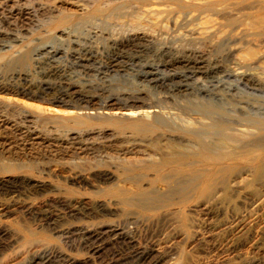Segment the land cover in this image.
<instances>
[{
    "label": "rangeland",
    "instance_id": "obj_1",
    "mask_svg": "<svg viewBox=\"0 0 264 264\" xmlns=\"http://www.w3.org/2000/svg\"><path fill=\"white\" fill-rule=\"evenodd\" d=\"M104 1L0 0V84L10 88L9 92L0 90V98L12 100L14 107L7 115L14 114V121L23 122L32 132L0 128L4 162L0 165V264H40L42 253H49V261L53 258L47 264H264V166H256L257 160L254 167L212 173L208 183L174 191L158 179L159 174L135 166L126 172L120 168L118 124L74 125L63 119V112L70 108L88 112L116 99L115 104L123 109L131 101L129 95L134 101L156 94L158 89L152 91L142 80V65L162 59L158 52L164 47L180 58L191 55L179 35L187 30L185 26L163 31L160 26L136 21L116 2L119 0H106L115 14H95ZM226 3L227 10L233 11L222 15V22L229 28L237 25H231L234 22L248 24L252 42L247 45L264 56V0ZM211 42V46L203 42L192 45L204 59L222 61L221 55L214 54L215 48L221 47L222 52L229 43ZM139 45L150 54L137 58L133 48ZM42 49L61 52L45 57ZM17 51L28 54L27 59L3 62L6 55ZM232 62L236 63L234 58ZM173 63L179 69L180 64ZM53 65L62 70V76H48ZM247 73L253 82L264 80L257 69ZM17 74L27 75V81ZM197 77L190 83L195 87L204 84V78ZM42 82H49L53 90L46 92ZM66 84L75 85L87 99ZM141 84L145 86L141 88ZM223 84L224 88L233 86L238 96L248 92L231 79ZM189 96L193 103L211 99L207 94ZM249 104L238 105V111L264 113V104ZM261 157L264 160V154ZM141 174L145 176L140 191L151 189L162 198L144 199L150 201L143 205L134 203L132 196L138 187L124 179ZM113 230L120 233L119 239L112 240ZM98 234H104L105 241L92 251L86 247L87 239ZM134 251L143 252L144 258H134Z\"/></svg>",
    "mask_w": 264,
    "mask_h": 264
},
{
    "label": "bare ground",
    "instance_id": "obj_2",
    "mask_svg": "<svg viewBox=\"0 0 264 264\" xmlns=\"http://www.w3.org/2000/svg\"><path fill=\"white\" fill-rule=\"evenodd\" d=\"M226 1L227 0L116 1L119 2L125 9V12L130 14L136 21H143L144 23L153 26H160L162 28L161 29L159 27L160 30L169 31L170 26L173 28L185 26L187 30L184 34L179 33V35L182 40L185 41V51L191 52V55L189 53L188 57L193 56L194 58L187 59V57L184 59L179 56L170 55L169 50L164 47V49L158 52V55H160L159 58L162 57V59L151 64L147 63L141 67L144 70L141 76L142 80L147 82L148 85L152 87V91L153 89H158V91L161 92L160 94H158V92L152 95L151 92L149 95L148 90V95L140 97L138 94L140 98L137 97L138 99L134 101H132L134 97L127 95V99L131 101L127 102L126 100L125 102L127 103L123 109L119 104H115L116 99L111 100L106 104L104 103L101 107H98L100 105L99 103L97 106L98 108L91 107L92 109L90 108L88 112H86L87 109H79L75 107L70 108L63 112V119L72 122L74 125L89 124L92 122H99L100 124H118L119 126L116 133L118 135L117 144L119 145V147H117V152L119 153L117 158H119L117 161H119L118 165L120 168H125L124 172H126L125 170H129V166H135L139 168V170L159 174L158 177H162L158 179H161L165 183L166 188L174 191H182V188L186 185L191 186L208 183L212 173L233 171L239 167H254L253 164L257 161L259 163L255 165L263 167L264 160L261 156L264 154V113H262V115H257L256 113L241 114L238 111V105H250L249 102H259L264 104V98L260 97V93L264 94V80L263 82H260L255 79V82H253L247 73L248 70L257 69L260 74H264V56L261 53H255L247 45L252 42V39H250V27H248V24L234 22L231 25L235 23H237V25L229 28L222 22L221 16L226 13H230L232 10H227L229 1L227 2L228 4ZM108 3L109 1L105 0L101 3L103 7L96 9L94 13L98 15H110V12L115 9L110 11V3ZM111 13L115 14L114 12ZM87 22L91 23V19ZM211 41L220 42L225 45L229 43V46L222 52L220 49L221 47L215 48L214 54L218 53L221 55L222 61L220 62L214 58L204 59L202 55L196 53L199 51L196 46L193 47L192 45L193 43L196 44L203 42L208 43L209 46H211ZM238 44L240 45L238 46ZM143 47L144 46L139 45L133 48V53H135L137 58L140 57L141 59V54L149 53L147 50H144ZM42 51L45 53V57L47 55H50V57L56 56L61 52L57 51V49L54 51H45L42 49ZM87 54L91 55L89 52ZM27 55L24 52L16 54L12 53L10 55H6L3 58V62L9 63L14 61H25L27 59ZM233 58L236 61L235 64L232 62ZM117 59L118 57L114 59V62H116L115 60ZM174 61L180 64L178 67L179 69L175 67V63H173ZM222 62L229 63V65L225 67ZM61 71L62 70L60 68L53 65L48 70V76L50 74L54 76L58 75V77L62 76ZM158 72H162V74L159 75L160 73L158 74ZM26 76L17 74L18 78L22 77L25 81H27ZM197 76L204 78V84L195 87V85L190 83H192V80H194ZM229 79L233 80L235 86L238 85V88L242 87L243 91H248L247 94L244 93V95L238 96V93H235L236 89H234L232 85L229 86H232L233 88H224L225 86L223 85L226 84H223V81ZM5 85L0 84V90L9 92L10 88L7 89ZM40 85L44 90H46V92L47 90H51L53 88V85L49 82H42ZM143 85L141 88L145 86ZM66 86L69 87V90L78 93L81 98L87 99V97H83L84 95L79 93L78 88V90H75V85L66 84ZM238 88L237 90H239ZM81 91L82 90L80 89V92ZM134 91L135 90H133V92ZM49 92L51 93V91ZM252 93L259 94L258 96H255L252 95ZM196 94H207V97L211 98L209 99L210 102L207 101V103H199L196 101L197 103H193L187 97L189 95L195 96ZM248 96L252 98H249ZM120 98L121 97H119V99ZM40 99L42 101L43 98ZM13 107L11 99L6 97L0 98V128H3V130H8V128L12 130V128H14L16 130H23V132L27 133L31 132L23 122L14 121V114L7 115V111L11 110L10 108ZM67 107H72V105H67ZM262 107L264 110V106ZM35 108L37 111L42 112L39 106H36ZM121 110H126V112ZM68 145L67 147L69 149ZM80 148H83V146ZM77 149H79V147ZM5 150L7 149L5 148ZM82 150H79L80 153ZM114 151L116 152V150ZM1 152H3V150ZM117 158L115 157V160ZM0 165H4L1 157ZM9 166H11V164H9ZM142 176L145 175L141 174L140 176L126 177L124 179L125 181L136 184L138 187V192L136 194L134 193L132 196V200H135L134 203L137 201L143 205V202L150 201L144 199H152V197L162 198V194H158L151 189L148 190L150 192L140 191L141 182L144 180ZM151 184H153V180H149V185ZM153 201L158 202L161 200ZM137 202L135 204H137ZM110 235L113 236L112 240L120 238V233H117L116 230H113ZM104 237V234H98L90 240L86 238L88 240V242H86V247L91 248L92 251L93 249L96 250L101 246L102 242L105 241ZM133 256L134 258L140 260L141 258H144V253L134 251ZM38 259L40 264H47L53 260L52 258V260L49 261V253L48 255L47 253H42ZM68 263L69 262H67V264Z\"/></svg>",
    "mask_w": 264,
    "mask_h": 264
}]
</instances>
